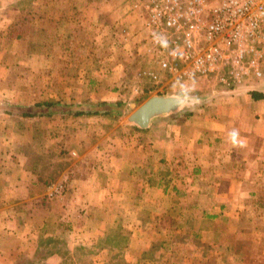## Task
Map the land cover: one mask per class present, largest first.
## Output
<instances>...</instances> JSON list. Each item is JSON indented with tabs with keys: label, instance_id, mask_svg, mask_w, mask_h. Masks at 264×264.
<instances>
[{
	"label": "crops",
	"instance_id": "1",
	"mask_svg": "<svg viewBox=\"0 0 264 264\" xmlns=\"http://www.w3.org/2000/svg\"><path fill=\"white\" fill-rule=\"evenodd\" d=\"M133 21L0 0V264H264V75L134 127L155 84Z\"/></svg>",
	"mask_w": 264,
	"mask_h": 264
},
{
	"label": "built area",
	"instance_id": "2",
	"mask_svg": "<svg viewBox=\"0 0 264 264\" xmlns=\"http://www.w3.org/2000/svg\"><path fill=\"white\" fill-rule=\"evenodd\" d=\"M127 1L152 60L135 71L138 78H203L226 91L264 75V0Z\"/></svg>",
	"mask_w": 264,
	"mask_h": 264
},
{
	"label": "water",
	"instance_id": "3",
	"mask_svg": "<svg viewBox=\"0 0 264 264\" xmlns=\"http://www.w3.org/2000/svg\"><path fill=\"white\" fill-rule=\"evenodd\" d=\"M199 97L181 94H153L125 118L124 122L146 129L156 120L175 114L185 107L198 103Z\"/></svg>",
	"mask_w": 264,
	"mask_h": 264
},
{
	"label": "rangeland",
	"instance_id": "4",
	"mask_svg": "<svg viewBox=\"0 0 264 264\" xmlns=\"http://www.w3.org/2000/svg\"><path fill=\"white\" fill-rule=\"evenodd\" d=\"M127 13V12H126ZM134 17V16H133ZM132 25L135 24V20L132 22ZM138 26V25H136ZM134 34L132 36L134 37L138 33H141L143 35V32H141L140 27H134L133 31L131 30ZM122 35V32H120ZM124 38V37H123ZM171 79V80H170ZM167 78L169 80V83L167 84L166 87H163L162 89L159 88L160 83L158 84L155 82V87L152 88L153 92L146 93L142 95L140 98L137 100L133 101L130 106H128L124 113L121 114L122 121L125 120V118L133 111L136 107H138L144 100H146L148 97L152 96L153 94H181V95H188V96H194V97H201L205 98L203 93H207V88H212L213 83L207 82V80H204L203 78H197L195 80H183L181 82H174V79L172 78ZM143 80L147 81V78H143ZM194 106V105H192ZM192 106L185 107V108H192ZM184 108V109H185Z\"/></svg>",
	"mask_w": 264,
	"mask_h": 264
},
{
	"label": "clouds",
	"instance_id": "5",
	"mask_svg": "<svg viewBox=\"0 0 264 264\" xmlns=\"http://www.w3.org/2000/svg\"><path fill=\"white\" fill-rule=\"evenodd\" d=\"M230 136H231V138H232V142H233V143H237L238 132H236L235 130H233V131L230 133Z\"/></svg>",
	"mask_w": 264,
	"mask_h": 264
},
{
	"label": "trees",
	"instance_id": "6",
	"mask_svg": "<svg viewBox=\"0 0 264 264\" xmlns=\"http://www.w3.org/2000/svg\"><path fill=\"white\" fill-rule=\"evenodd\" d=\"M127 1V0H126ZM143 42V41H142ZM135 127V126H134Z\"/></svg>",
	"mask_w": 264,
	"mask_h": 264
}]
</instances>
